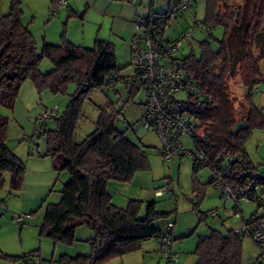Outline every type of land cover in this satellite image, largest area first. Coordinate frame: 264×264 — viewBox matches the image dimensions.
<instances>
[{
  "label": "trees",
  "instance_id": "trees-1",
  "mask_svg": "<svg viewBox=\"0 0 264 264\" xmlns=\"http://www.w3.org/2000/svg\"><path fill=\"white\" fill-rule=\"evenodd\" d=\"M56 1L52 0L53 3ZM112 1L123 3L133 0ZM242 1H205L202 24L208 39L199 43L198 54L193 48L187 55L172 58L175 65L194 76L196 91L188 93L186 100L176 98L169 103L170 108L177 106L178 114L190 119L195 131L194 137L188 138L192 140V147L186 148L184 144V150L199 151L205 155V163L191 158L194 171L209 168L211 173L216 168L222 169L223 160L239 157L246 168L235 161L228 176L237 189L245 186L247 172L256 184L264 187V175H256L257 169L249 160L245 148L254 130L264 129V111L253 98L255 93L264 91V0ZM66 7L69 8V1ZM21 9V2L13 0L9 13L0 15V108H14L26 81H31L40 92L48 89L52 94H66L74 87V92L69 93L65 110L51 115L55 127L42 131L47 146L44 156L55 157L53 168L66 170L71 177L60 191V202L47 204L39 229L40 237L72 245L77 240L76 228L79 226L86 225L94 233L86 240L91 245L89 254L76 257L62 255L58 261L41 260L38 264H107L114 258L141 250L143 242L150 239L159 242L168 239L172 244L174 226L169 227V223H174L163 224L167 232L156 225L158 220L167 217V213L158 211L156 201L145 204L132 199L127 207H119L112 203V197L106 191L109 181L131 182L138 172L150 169L145 146L116 129V120L123 114V107L118 109L110 101L100 106V116L93 131L82 141L76 140L79 122L84 117L83 104L90 99L92 92H104L109 85L124 82L128 77L121 76L115 45L96 39L93 47H86L63 38L59 44L44 43L39 51L29 27L22 22ZM218 27L224 29V34L221 39H214L213 32ZM148 36L161 40L165 38L166 31L162 26H153L148 30ZM211 39L216 40L218 49L213 47ZM255 40L263 43L259 56L253 53ZM44 59L53 64L51 71L46 73L40 70ZM237 67L241 81L247 87L243 98L245 114L241 116L237 111V99L232 98L229 87V79ZM124 88L127 92L124 104H127L143 85L133 79L130 83L126 82ZM8 120L9 117L3 115L0 109V188L5 185L4 176L8 173L9 192L13 193L22 189L27 169L25 162L7 145ZM184 150H178L171 162L176 157L188 156ZM196 176L193 187L199 190L201 187ZM212 182L208 180L207 184L211 186ZM164 187L169 188L170 184L165 183ZM143 208L144 217L140 214ZM258 220L251 224L252 229L262 228ZM234 233L233 229L226 232L212 230L196 247L198 259L195 264H243L242 236ZM39 252L35 250L21 256H9L0 251V258L37 264L33 258L39 256Z\"/></svg>",
  "mask_w": 264,
  "mask_h": 264
},
{
  "label": "rangeland",
  "instance_id": "rangeland-1",
  "mask_svg": "<svg viewBox=\"0 0 264 264\" xmlns=\"http://www.w3.org/2000/svg\"><path fill=\"white\" fill-rule=\"evenodd\" d=\"M19 1L23 10L22 22L29 27L39 51L44 43L59 44L63 38L86 47H93L96 39L107 40L115 45L117 64L121 68V76L125 77L134 73L131 54V41L134 36L133 19L140 14L163 12L168 6V0H133L123 3L112 0H79L81 2L77 6L71 0L72 8L65 7L54 13L51 8L52 0ZM205 1H196L195 17L186 13L184 16L171 20L167 27L165 38L170 40H176L181 35L190 33L182 45L183 50L177 54L178 57L191 53L193 48L198 54L199 43L208 39L206 29L195 27L204 19ZM12 2L13 0L0 2V15L9 13ZM124 21L130 24L132 33L130 28L125 32L118 30L124 25ZM262 24L264 28V21ZM213 33L214 39H221L224 29L218 27ZM126 40L131 43L130 47L126 45ZM211 41L213 47L218 49L216 40L211 39ZM262 44L255 40L254 48H252L255 56L260 55ZM262 64V73H264V62ZM52 68L53 64L49 59H44L40 64V70L44 73L51 71ZM238 73L237 67L229 79V87L232 98L237 99V111L241 116L245 114L246 103L243 98L247 93V87ZM143 90V88L139 89L132 101L127 104H124L127 100V92L122 83L116 82L114 85H109L104 92L101 90L92 92L90 99L83 104L84 117L79 122L76 140L82 141L93 131L100 116V106H105L110 101L118 109L123 107V114L116 120V129L125 132L130 140L145 146L150 160V169L138 172L131 182L109 181L106 191L111 195L112 203L119 207H127L132 199L141 200L145 204L156 201L158 211L167 213V217L158 220L156 225L167 232L163 224L174 223L171 249L180 253V259L176 263L167 262L160 253L159 241L150 239L143 242L141 250L114 258L107 264H195L198 259L195 254L196 247L202 238L211 234L212 230L223 232L229 229L236 230L242 227L243 221L252 216L255 219L259 218L258 221L262 223L264 230V205L259 207L253 202L243 203V214L238 217L232 210L233 202L226 203L213 186L207 184L210 177L209 168H201L195 172L192 159L186 155L176 157L171 164L163 162L158 135L143 127V102L146 100ZM73 92L74 87H71L66 94H52L48 89L40 92L31 81H26L21 87L14 108H0L1 113L9 117L7 145L25 162V169H27L20 192H9L10 175L8 173L4 176L5 185L0 188V246L6 245L7 253L10 255L21 256L26 252L40 250L39 256L33 258L36 262L42 259L53 260L54 243L48 237L41 238L39 229L47 204L60 202L62 198L60 191L71 176L66 170L58 171L53 168L55 157L36 159L35 156L43 155L47 151L42 131L55 127V121L51 115L61 114L65 110V105L70 99L69 93ZM187 95L178 93L175 98L183 101L186 100ZM253 98L256 105L264 111L263 89L255 93ZM184 144L186 148H191L193 145L192 140L187 138ZM245 148L249 160L257 169L256 175L263 176L264 129L254 130ZM195 175L202 191L193 187ZM165 183L170 184L171 192L164 196H156L155 190L164 187ZM259 192L264 201L263 186L260 187ZM213 211L220 215L218 219L212 215ZM144 213L145 208L140 213L142 217L145 216ZM17 214L24 216L25 222L22 228H18L13 219ZM76 229V239L80 237L79 230L92 232L86 225ZM242 241L243 264H251L262 251L264 252V248L262 250L250 236H242ZM79 244L78 247L83 250H85V244H88L89 249L91 248L88 241Z\"/></svg>",
  "mask_w": 264,
  "mask_h": 264
},
{
  "label": "built area",
  "instance_id": "built-area-1",
  "mask_svg": "<svg viewBox=\"0 0 264 264\" xmlns=\"http://www.w3.org/2000/svg\"><path fill=\"white\" fill-rule=\"evenodd\" d=\"M196 0H168V6L162 14L137 15L133 19L134 36L132 42V64L134 73L128 76L124 82H131L133 79L139 80L143 85V91L146 97L144 104L143 127L156 133L162 147V159L164 162H171L173 156L178 150H184V140L194 137L195 131L192 122L186 116L178 114V108L169 107L170 101L176 99V94H192L196 91L195 78L192 74L175 65L172 60L182 49L183 43L190 33L181 35L178 39L170 41L166 38L151 39L148 36V30L155 26L167 31L170 21L190 13L196 16L194 12V2ZM68 4V0H57L53 3V12L57 13ZM202 22H198L195 27H203ZM257 89V88H256ZM187 155L194 159L195 162L205 163V155L199 151L184 150ZM241 158H227L223 160L222 169L216 168L210 174L208 180H212L213 188L219 193L220 198L225 202H233V212L236 216L241 217L243 214V203H255L259 207L264 205L263 197L259 194L260 185L256 184L250 173L245 174L243 188H236L234 183L230 182L228 176L231 174L234 162H240L244 168L246 165L241 162ZM218 164V162H216ZM171 188L164 187L155 191L156 196L168 194ZM242 209V210H241ZM212 215L218 219L220 216L216 211ZM18 228H22L25 219L21 214L13 218ZM254 218L243 221L242 227L234 230L238 236H250L263 250L264 230L262 228L252 229L251 224ZM169 223V227H173ZM160 253L169 263H176L180 259V253L174 252L168 239L159 242ZM29 264H34L29 262ZM59 264V263H53ZM251 264H264V252Z\"/></svg>",
  "mask_w": 264,
  "mask_h": 264
},
{
  "label": "crops",
  "instance_id": "crops-1",
  "mask_svg": "<svg viewBox=\"0 0 264 264\" xmlns=\"http://www.w3.org/2000/svg\"><path fill=\"white\" fill-rule=\"evenodd\" d=\"M69 1V7L72 8L73 6L71 5V0H68ZM82 1V0H81ZM81 1L79 0H72V2L74 3L75 6L78 5V3H80ZM84 1V0H83ZM73 10V9H72ZM130 28V29H129ZM130 30V32L132 33V30H131V26L130 24L127 22V21H124V25H122L118 30H121L122 32L124 31H127V30ZM128 30V31H129ZM126 42V45L128 47H130L131 43H129L127 40L125 41ZM132 53V51H131ZM133 55V54H132ZM133 57V56H132ZM34 157V156H33ZM45 157L47 156H44V154H39L38 156H35L36 159H44ZM23 227V226H22ZM79 229H83V228H79ZM80 235V237H77V240L74 244L72 245H67V244H64V243H61V242H54L52 239L50 241H52L54 243V251H53V260L54 261H58L59 258L62 256V255H68L70 257H76L78 255H82V254H89V252H91V248L89 249V246L88 244H85V250H83L82 248H79L78 245H80L79 243L80 242H87L86 240L87 239H90L93 237L94 233L93 231L92 232H89V231H86V230H79L78 232ZM82 234V235H81ZM81 238H85V239H81ZM50 239V238H49ZM0 251L3 252L4 254H7L10 256V253H7L8 252V249L6 247V245L4 246H0ZM31 252V251H30ZM27 254V252H26ZM13 256V255H11ZM58 257V258H57ZM57 260H56V259ZM2 259V258H1ZM3 260V261H2ZM0 261L3 262V264H25L24 261H13V260H7V259H2ZM42 260H45V259H42ZM33 261L35 263H39V262H36L34 259ZM2 262H0L2 264Z\"/></svg>",
  "mask_w": 264,
  "mask_h": 264
}]
</instances>
